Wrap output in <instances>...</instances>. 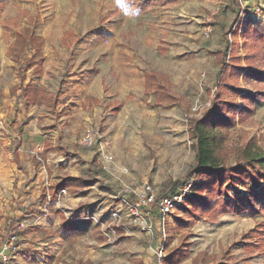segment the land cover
I'll return each mask as SVG.
<instances>
[{"label": "rangeland", "instance_id": "rangeland-1", "mask_svg": "<svg viewBox=\"0 0 264 264\" xmlns=\"http://www.w3.org/2000/svg\"><path fill=\"white\" fill-rule=\"evenodd\" d=\"M240 5L236 19L227 0H183L134 13L123 0H0V104L11 100L17 128L0 144V242L10 231L17 236L14 264H264V209L184 227L186 202L164 230L152 212L151 229L141 230L121 201L147 184L161 193L189 179L199 185L187 116L209 106L225 34L241 43L246 22L264 23V0ZM23 30L44 39L41 74L7 56ZM146 70L170 85L179 105H155L145 92ZM28 83L58 93L57 110L27 106ZM252 108L231 131L230 152L256 137L264 155V102ZM88 129L110 142L113 162L102 161L100 140L93 149L81 144ZM66 177L97 183L65 189L53 202ZM113 212L121 215L116 234Z\"/></svg>", "mask_w": 264, "mask_h": 264}, {"label": "trees", "instance_id": "trees-1", "mask_svg": "<svg viewBox=\"0 0 264 264\" xmlns=\"http://www.w3.org/2000/svg\"><path fill=\"white\" fill-rule=\"evenodd\" d=\"M180 1L183 0H123L125 10L130 13L152 5L169 6ZM227 1L237 19L240 0ZM238 35L239 28L232 37L238 38ZM228 37L226 33L225 46L217 52L220 67L209 99L210 106L204 107L198 115L187 116V132L195 153V172L199 173L201 180L198 186L194 185L186 200L190 207L189 220L183 222L184 227H192L201 221L215 223L222 214L249 213L256 217L264 209V155L258 139L249 138L232 152L227 148L231 131L247 121L257 102H264V90L250 93L242 88V84H255L264 89V23L255 28L251 22H246L241 30V43ZM43 48L42 37L33 30H23L16 34L7 56L20 65L21 70L41 74L45 59ZM28 49L34 53L31 57L25 54ZM145 79L147 91L156 94L157 107L178 102L169 84L161 82L159 74L146 70ZM24 80L22 77L21 81ZM24 91L27 106L57 110L58 93L43 91L31 83L24 87ZM93 161H96L95 157ZM89 183L97 182L66 177L55 188L52 200L55 202L62 190L85 188ZM240 187L245 190L243 194L237 192Z\"/></svg>", "mask_w": 264, "mask_h": 264}, {"label": "built area", "instance_id": "built-area-1", "mask_svg": "<svg viewBox=\"0 0 264 264\" xmlns=\"http://www.w3.org/2000/svg\"><path fill=\"white\" fill-rule=\"evenodd\" d=\"M210 30L205 32V36L209 37ZM210 106V104H209ZM6 136V129L0 123V144L4 142ZM100 140V155L102 161L110 163L114 161V156L110 151V142L101 137V135L93 129H88L81 139V144L93 149L97 146V141ZM194 189L193 181H188L178 186L176 189L167 193H161L152 185H145L137 192H133L134 199L128 200L122 198L121 201L126 206L127 212L130 216V224L139 227L141 230L151 229V221L149 213L152 212L155 217H158V224L162 230L165 229L166 219L175 215L180 211L181 207L186 203L187 198L192 194ZM66 195V191L62 190L59 194L58 203ZM112 225L110 231L116 234V230L120 229L121 215L119 212H113L111 216ZM20 225V224H19ZM20 246L18 244L17 236L8 232L4 239L0 242V264H14L16 256L19 254Z\"/></svg>", "mask_w": 264, "mask_h": 264}, {"label": "crops", "instance_id": "crops-1", "mask_svg": "<svg viewBox=\"0 0 264 264\" xmlns=\"http://www.w3.org/2000/svg\"><path fill=\"white\" fill-rule=\"evenodd\" d=\"M225 41V40H224ZM11 47V46H10ZM224 48V47H223ZM222 48V49H223ZM9 50V49H8ZM221 50V49H220ZM219 51V50H218ZM217 51V52H218ZM216 52V53H217ZM8 53V51H7ZM216 80V78H215ZM170 86V85H169ZM145 92L148 93H153L154 97H155V105H156V101H157V97L156 94L153 91H147V87H146V79H145ZM174 93V92H173ZM177 98V97H176ZM178 99V98H177ZM175 105H179V102H177L174 105H168V106H175ZM13 107V103L11 102V100L8 101L7 104H0V123L3 124V126L6 129V136H5V140L6 138L9 137V135H15V133L17 132V128H16V124L15 121L13 120V118L11 117V113L10 110ZM166 107V106H165ZM160 108V107H159ZM4 140V141H5ZM111 151V148H110ZM60 194V193H59Z\"/></svg>", "mask_w": 264, "mask_h": 264}]
</instances>
